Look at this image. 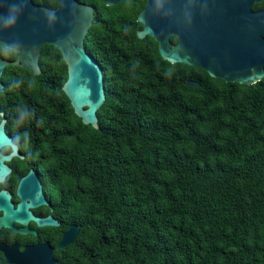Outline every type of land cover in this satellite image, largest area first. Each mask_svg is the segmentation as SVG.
<instances>
[{"label":"trees","instance_id":"obj_1","mask_svg":"<svg viewBox=\"0 0 264 264\" xmlns=\"http://www.w3.org/2000/svg\"><path fill=\"white\" fill-rule=\"evenodd\" d=\"M144 4H94L85 46L108 90L98 129L82 123L62 91L67 68L56 48L42 49L38 76L6 68L4 94L22 111L30 113L48 90L62 98V139L51 161L61 176L47 183L64 200L77 194L80 233L54 258L264 264V79L187 86L182 66L162 60L152 39L137 38L133 25Z\"/></svg>","mask_w":264,"mask_h":264},{"label":"flooded vegetation","instance_id":"obj_2","mask_svg":"<svg viewBox=\"0 0 264 264\" xmlns=\"http://www.w3.org/2000/svg\"><path fill=\"white\" fill-rule=\"evenodd\" d=\"M31 1L34 5L49 10L54 11L59 8L57 0ZM75 1L94 9L93 26L97 15L94 4H98L100 0ZM145 5L146 0L138 15ZM222 6L226 9L221 8L222 13L215 26L208 23L207 16L203 15L201 11L193 9L192 6L188 8L183 23L179 27L176 26L175 22L171 25L169 43L173 48L180 46L190 62L201 59L207 46L212 49L216 48V55H210L209 59L216 61L219 74L226 78V80L212 78L205 70L191 64H171L173 68L182 66L186 82H195L200 87L209 83L234 86L240 85L235 81L236 78L255 76L254 61L252 62L250 57L255 43V23L252 21L251 15L264 11V0L259 2H252L251 0L233 2V0H229L226 6ZM126 8L127 5L124 10ZM224 10H226L225 14ZM137 24L138 26L133 25L136 35L142 30V25L138 22ZM262 36L264 38V33ZM145 38L151 39L150 37ZM47 46L51 45H44L42 49ZM0 48L4 51L2 44H0ZM6 53L9 60L3 58L4 60H15L16 55L14 53ZM90 55L96 61L95 54L92 52ZM25 73L20 72L19 75ZM102 74L104 76L103 70ZM7 79L8 74L5 70L2 79L4 90L0 94V129L10 139V142L0 144V169L5 172L0 176V194L7 197L6 206H10L11 209H16L22 202L19 194H28L24 200L25 213H30L40 220L50 217L57 224L38 225L33 220L24 223L12 220L9 227L0 228V249L12 248V251L21 254L26 249L46 245L52 250V258L57 262L54 257H60L65 249L72 246L80 233L75 207L77 194H68L64 200L62 196H59L57 188L49 186L47 183L49 176L54 179L61 176L60 167L55 165L54 168V163L52 164L51 161L57 160L58 147L61 144L58 141L62 139L63 122L61 116L63 111L60 108L62 98L60 94H54L47 89L48 93L33 105L30 113L22 111V106H19V101H16L14 96L4 94ZM54 108L59 111L56 112L55 116H53ZM49 187L54 192L51 193L48 190ZM32 197L35 198L32 199ZM37 198H41L43 202H38ZM0 204L4 205V201H0ZM3 214V210L0 209V217ZM70 227L78 228L74 242L63 249H58L57 246L62 240L63 234ZM0 263L6 264L4 253L1 250Z\"/></svg>","mask_w":264,"mask_h":264},{"label":"water","instance_id":"obj_3","mask_svg":"<svg viewBox=\"0 0 264 264\" xmlns=\"http://www.w3.org/2000/svg\"><path fill=\"white\" fill-rule=\"evenodd\" d=\"M59 8L49 10L38 7L31 0H0V44L5 52L16 55L14 61H6L0 54V94L3 93L2 79L7 67H19L29 70L34 76L41 74L39 57L44 45L56 48L67 68V79L62 91L68 98L74 114L84 125L98 129L97 112L105 102L108 92L100 65L93 59L85 46V38L92 26L94 9L75 0H57ZM105 6L113 7L124 0H100ZM229 0H146V5L137 17L142 30L137 32V38L143 40L150 37L157 43V50L162 60L170 64H191L205 70L212 78H223L215 60L209 59L216 55V48L207 46L202 58L192 60L187 58L180 46L173 48L169 43L170 29L173 22L179 27L190 6L207 16V22L214 26L218 23L221 8L226 9ZM237 0H233L236 2ZM259 2L261 0H251ZM226 10H224V14ZM255 23V43L250 57L254 61L255 76L236 78L240 85H254L264 79V11L251 15ZM253 65V64H252ZM226 80V78H223ZM186 85L198 89L195 82ZM10 139L0 129V144L8 143ZM5 172L0 169V176ZM22 202L16 209L6 206L7 197L0 194V209L4 214L0 217V228L9 227L10 221H35L38 225H56L50 217L38 219L24 211V200L28 194H19ZM35 197H32L34 199ZM42 203L41 198H37ZM35 233V232H33ZM78 228L70 227L63 234L58 249H63L72 243L77 236ZM12 248H1L6 264H57L52 258V250L46 245L35 246L18 254Z\"/></svg>","mask_w":264,"mask_h":264},{"label":"rangeland","instance_id":"obj_4","mask_svg":"<svg viewBox=\"0 0 264 264\" xmlns=\"http://www.w3.org/2000/svg\"><path fill=\"white\" fill-rule=\"evenodd\" d=\"M48 190H49L51 193L54 192V190H53L51 187H49Z\"/></svg>","mask_w":264,"mask_h":264}]
</instances>
